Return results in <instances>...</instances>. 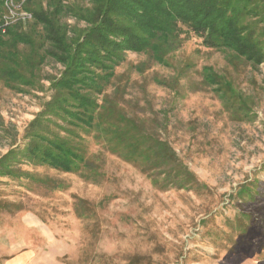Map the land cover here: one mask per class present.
<instances>
[{
    "label": "rangeland",
    "instance_id": "374dc122",
    "mask_svg": "<svg viewBox=\"0 0 264 264\" xmlns=\"http://www.w3.org/2000/svg\"><path fill=\"white\" fill-rule=\"evenodd\" d=\"M238 3L264 53V0ZM22 47L26 83L0 72V264H264V59L247 63L196 36L166 66L123 53L93 98L120 112L114 125L133 118L140 133L167 142L179 175H189L165 181L152 160L128 161L111 147V137L122 139L114 127L109 137L67 125L53 86L64 67L50 57L33 65ZM204 66L222 78V92L201 83ZM40 137L67 139L86 163L66 172L35 160L27 149H44Z\"/></svg>",
    "mask_w": 264,
    "mask_h": 264
},
{
    "label": "trees",
    "instance_id": "16d2710c",
    "mask_svg": "<svg viewBox=\"0 0 264 264\" xmlns=\"http://www.w3.org/2000/svg\"><path fill=\"white\" fill-rule=\"evenodd\" d=\"M239 1L81 0V4L65 5L62 0H47L45 4L38 0L33 3V8H28L30 11L26 8L29 0H20L22 10L32 12L29 14L33 21L12 27L10 25L21 20L9 22L5 30H0V65H4L0 72L6 79L26 83L23 72L18 70H24L20 63V46L26 48L24 60L31 64L34 61L33 65L50 57L64 67L53 86L62 93L57 104L58 110L70 119L67 125L106 136L109 135L104 131L111 132L114 127L122 139L111 137L110 144L122 158L144 165L152 160L151 166L164 174L165 181L184 179L189 172L179 175L175 167L178 164L173 163L175 158L170 149L168 154L166 141L163 143L155 135L148 137L144 132L140 133L144 130H137L136 124L142 122L133 118H125V124L114 125L111 119L120 112L115 107L100 109L93 94L111 83L115 68L125 60L124 52L143 53L149 60L166 66L167 56L192 36L201 38L205 47L232 53L253 65L260 64L264 53L254 36L249 35L247 24L242 23L240 16L244 6ZM25 3L28 11L23 9ZM5 5L6 0H0V19L7 15ZM65 16L84 22L85 27L80 30L65 23L62 20ZM97 68L102 73L97 72ZM202 69L201 83L221 91L218 86L222 85V78L210 67ZM86 87L95 89L91 94L82 92ZM68 106L72 109H67ZM40 140L46 144L44 149L38 145L27 149L35 160L39 158L41 163L66 172L86 163L72 144L67 146V139L40 137ZM41 150L43 153L39 155Z\"/></svg>",
    "mask_w": 264,
    "mask_h": 264
},
{
    "label": "built area",
    "instance_id": "2783aa9c",
    "mask_svg": "<svg viewBox=\"0 0 264 264\" xmlns=\"http://www.w3.org/2000/svg\"><path fill=\"white\" fill-rule=\"evenodd\" d=\"M15 7H20V0H7V5H5V8H7V15L2 16L0 19V30H5L6 24L9 23L11 11H13Z\"/></svg>",
    "mask_w": 264,
    "mask_h": 264
},
{
    "label": "bare ground",
    "instance_id": "6f19581e",
    "mask_svg": "<svg viewBox=\"0 0 264 264\" xmlns=\"http://www.w3.org/2000/svg\"><path fill=\"white\" fill-rule=\"evenodd\" d=\"M6 5H7V0H6ZM26 19H30V14L25 12V11H23L21 13L20 17H17L15 20H12V19L9 18V22H13V21H17V20H26Z\"/></svg>",
    "mask_w": 264,
    "mask_h": 264
}]
</instances>
